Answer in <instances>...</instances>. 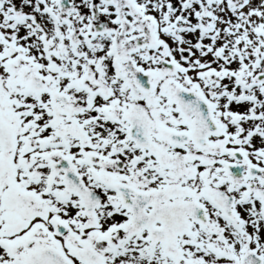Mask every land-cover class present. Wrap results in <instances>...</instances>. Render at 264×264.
<instances>
[{
    "label": "snow or ice",
    "instance_id": "6c2138e0",
    "mask_svg": "<svg viewBox=\"0 0 264 264\" xmlns=\"http://www.w3.org/2000/svg\"><path fill=\"white\" fill-rule=\"evenodd\" d=\"M0 264H264V0H0Z\"/></svg>",
    "mask_w": 264,
    "mask_h": 264
}]
</instances>
